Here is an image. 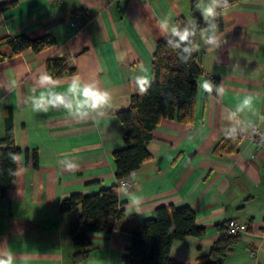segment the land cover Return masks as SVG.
Returning a JSON list of instances; mask_svg holds the SVG:
<instances>
[{
    "label": "crops",
    "instance_id": "crops-1",
    "mask_svg": "<svg viewBox=\"0 0 264 264\" xmlns=\"http://www.w3.org/2000/svg\"><path fill=\"white\" fill-rule=\"evenodd\" d=\"M11 2L0 11V40L52 35L56 45L0 62V140L11 109L22 150L0 195V264H74L80 248L69 229L81 208L63 213L59 202L115 185L125 216L111 233L89 234L81 264H125L132 233L161 206L193 208L206 229L173 242L178 263L203 264L216 224L233 221L247 231L223 264H264V154L251 139L264 128V0H200L197 9L191 0H0ZM179 17L196 33L204 72L194 119H163L147 145L150 160L123 186L113 159L124 146L117 114L151 81L156 44L175 33ZM53 58L76 75L50 79ZM208 76L221 81L216 94L207 93ZM233 132L242 135L237 151L216 155Z\"/></svg>",
    "mask_w": 264,
    "mask_h": 264
},
{
    "label": "trees",
    "instance_id": "trees-1",
    "mask_svg": "<svg viewBox=\"0 0 264 264\" xmlns=\"http://www.w3.org/2000/svg\"><path fill=\"white\" fill-rule=\"evenodd\" d=\"M200 0H191L197 9ZM15 2L0 4V11L7 10ZM177 30L171 36L156 44L153 76L131 97L130 106L117 116L125 126L124 146L113 152L115 176L119 181L128 180L131 174L150 160L147 149L153 131L163 119H178L189 124L195 115V103L199 78L203 76L199 57L193 47L196 33L184 17L176 20ZM52 35L31 38L27 35L5 37L0 40V62L9 55H17L26 49L35 52L55 46ZM4 49H7L4 51ZM9 52V55H8ZM50 79L75 76L76 69L70 67L63 58L49 59L46 64ZM221 86L220 79L208 76L207 93L216 94ZM242 135L230 133L215 148V154L236 152ZM22 150L15 143L13 115L6 111V136L0 140V195L5 197L17 172V156ZM28 153V151H27ZM34 164L38 165V154L33 152ZM119 185L102 189L94 195L75 194L59 202L61 212L68 213L81 208V214L69 229L73 245L80 248L72 256L74 264H81L92 251L89 234L97 232L109 234L118 220L125 216L120 203ZM233 221L216 224L219 238L211 247L203 264H223L241 236H231L229 226ZM206 229L196 223V214L189 206H161L156 216L143 222L140 230L132 233L128 253L123 256L125 264H180L171 257L174 241L188 236L202 237Z\"/></svg>",
    "mask_w": 264,
    "mask_h": 264
},
{
    "label": "built area",
    "instance_id": "built-area-1",
    "mask_svg": "<svg viewBox=\"0 0 264 264\" xmlns=\"http://www.w3.org/2000/svg\"><path fill=\"white\" fill-rule=\"evenodd\" d=\"M251 139L254 143V145L261 150V152L264 154V128H256L255 130H253ZM127 180H124L121 182V184L123 186L127 185ZM247 231V227L244 224H240L238 222H231L230 226H229V234L231 236H238V235H242L243 233H245ZM252 254L254 255L255 252L252 251Z\"/></svg>",
    "mask_w": 264,
    "mask_h": 264
}]
</instances>
